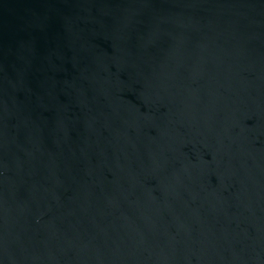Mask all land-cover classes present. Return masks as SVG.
I'll return each instance as SVG.
<instances>
[{
    "label": "water",
    "instance_id": "1",
    "mask_svg": "<svg viewBox=\"0 0 264 264\" xmlns=\"http://www.w3.org/2000/svg\"><path fill=\"white\" fill-rule=\"evenodd\" d=\"M0 264H264V0H0Z\"/></svg>",
    "mask_w": 264,
    "mask_h": 264
}]
</instances>
